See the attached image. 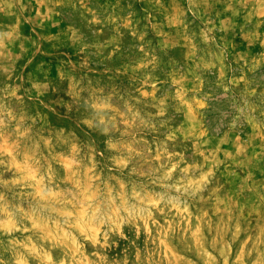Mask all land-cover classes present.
<instances>
[{"label":"rangeland","instance_id":"rangeland-1","mask_svg":"<svg viewBox=\"0 0 264 264\" xmlns=\"http://www.w3.org/2000/svg\"><path fill=\"white\" fill-rule=\"evenodd\" d=\"M0 264H264V0H0Z\"/></svg>","mask_w":264,"mask_h":264}]
</instances>
